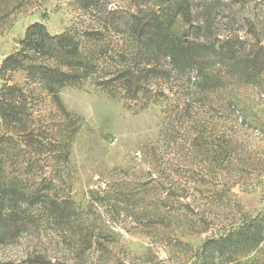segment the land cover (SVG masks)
Returning <instances> with one entry per match:
<instances>
[{
  "label": "rangeland",
  "instance_id": "obj_1",
  "mask_svg": "<svg viewBox=\"0 0 264 264\" xmlns=\"http://www.w3.org/2000/svg\"><path fill=\"white\" fill-rule=\"evenodd\" d=\"M102 1L130 11L170 3ZM74 2L0 0V64L33 22L52 33L74 26ZM192 2L191 23L177 19L174 32L191 35L200 23L212 38L237 34L264 46V0ZM59 98L83 122L65 169L55 166L37 181L66 201L70 215L51 219L23 205L21 216H44L0 244V264H195L207 239L264 213V76L256 85L227 79L195 104L192 122L177 126L171 99L127 106L89 82L62 87ZM197 130L203 140L194 139ZM237 260L229 264H264V241Z\"/></svg>",
  "mask_w": 264,
  "mask_h": 264
},
{
  "label": "trees",
  "instance_id": "obj_2",
  "mask_svg": "<svg viewBox=\"0 0 264 264\" xmlns=\"http://www.w3.org/2000/svg\"><path fill=\"white\" fill-rule=\"evenodd\" d=\"M74 6V26L52 33L33 22L0 64V244L15 241L26 222L40 215H70L66 201L49 197L48 184L39 183L46 170L65 169L83 122L61 102L62 87L89 82L127 106L171 99L170 122L177 126L192 122L195 104L227 79L256 85L264 76V46L258 41L237 34L212 38L200 23L191 35L174 32L177 19L191 23L192 0H170L156 10L111 9L102 0H75ZM47 101L53 111L48 108L45 117ZM196 132L194 139L203 140L202 131ZM23 205L39 206L45 214L21 216ZM263 241L264 213L207 239L195 264L236 262Z\"/></svg>",
  "mask_w": 264,
  "mask_h": 264
}]
</instances>
